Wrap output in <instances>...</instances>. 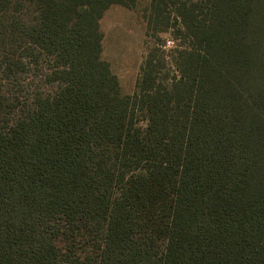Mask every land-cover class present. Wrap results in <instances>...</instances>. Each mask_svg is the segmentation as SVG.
Instances as JSON below:
<instances>
[{"label":"trees","instance_id":"1","mask_svg":"<svg viewBox=\"0 0 264 264\" xmlns=\"http://www.w3.org/2000/svg\"><path fill=\"white\" fill-rule=\"evenodd\" d=\"M136 2L0 0V264H264V0H152L180 42L122 95Z\"/></svg>","mask_w":264,"mask_h":264},{"label":"rangeland","instance_id":"2","mask_svg":"<svg viewBox=\"0 0 264 264\" xmlns=\"http://www.w3.org/2000/svg\"><path fill=\"white\" fill-rule=\"evenodd\" d=\"M151 4L152 0H137L133 8L114 5L99 22L103 34L102 59L110 64L112 73L118 78L122 95L135 91L150 47L159 48V57L165 55L166 60H170L180 42L175 38L177 27L172 26L164 32L158 31V27L150 28ZM176 72L174 64L166 62L165 73L173 77Z\"/></svg>","mask_w":264,"mask_h":264}]
</instances>
